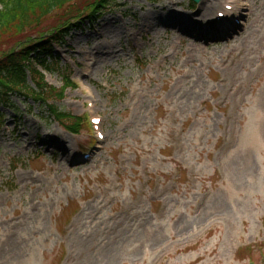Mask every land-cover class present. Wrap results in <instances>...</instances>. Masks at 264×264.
Returning <instances> with one entry per match:
<instances>
[{"label":"rangeland","instance_id":"rangeland-1","mask_svg":"<svg viewBox=\"0 0 264 264\" xmlns=\"http://www.w3.org/2000/svg\"><path fill=\"white\" fill-rule=\"evenodd\" d=\"M187 1L124 0L59 50L46 80H82L58 104L93 101L103 144L34 100L2 109L0 264H264V0ZM230 1L241 31L200 36Z\"/></svg>","mask_w":264,"mask_h":264},{"label":"trees","instance_id":"trees-1","mask_svg":"<svg viewBox=\"0 0 264 264\" xmlns=\"http://www.w3.org/2000/svg\"><path fill=\"white\" fill-rule=\"evenodd\" d=\"M105 2L106 0H0V45L9 41V38H21L0 50V107L12 105L11 97L15 94L40 101L62 96L56 90H49L44 84V76L37 74L32 62L36 60L50 70L55 64L52 44L63 41V35L77 26L78 19H82L83 9L98 10ZM51 16L60 18V21L58 24L55 21L48 36L30 39L28 31L34 28L38 30L42 22ZM24 38L26 41L22 43ZM5 48L7 50L3 51ZM29 68L37 90L28 81ZM54 114L65 124V116L58 108H55ZM66 120L69 123L74 121L70 129L77 131L80 128V120L71 117Z\"/></svg>","mask_w":264,"mask_h":264}]
</instances>
